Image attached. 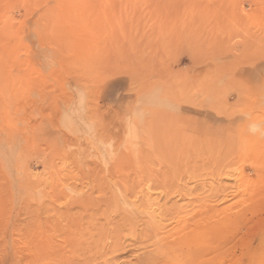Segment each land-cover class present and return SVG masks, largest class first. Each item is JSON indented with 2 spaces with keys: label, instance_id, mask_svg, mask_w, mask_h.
Segmentation results:
<instances>
[{
  "label": "rangeland",
  "instance_id": "obj_1",
  "mask_svg": "<svg viewBox=\"0 0 264 264\" xmlns=\"http://www.w3.org/2000/svg\"><path fill=\"white\" fill-rule=\"evenodd\" d=\"M137 257L264 264V0H0V264Z\"/></svg>",
  "mask_w": 264,
  "mask_h": 264
},
{
  "label": "bare ground",
  "instance_id": "obj_2",
  "mask_svg": "<svg viewBox=\"0 0 264 264\" xmlns=\"http://www.w3.org/2000/svg\"><path fill=\"white\" fill-rule=\"evenodd\" d=\"M152 181V180H151ZM141 193V192H140ZM144 195V194H143ZM124 197V196H123ZM126 197V196H125ZM144 196H142L141 198H143ZM145 200H146V198H144ZM120 200V199H119ZM122 200V199H121ZM147 203V202H146ZM116 204V203H115ZM123 204V203H122ZM88 205V204H87ZM136 205V204H135ZM89 207H90V205H88ZM139 206V205H138ZM137 207V206H136ZM135 210H136V208H135ZM161 211V210H160ZM137 212V211H136ZM158 212V211H157ZM122 213V212H121ZM141 213H143V212H141ZM144 213H145V211H144ZM142 214V215H145L146 214V216H147V214L148 213H145V214ZM172 214H174V213H172L170 210H167V211H165V210H163L162 209V211L158 214H156V213H154L153 212V215L152 214H150L151 216L150 217H148V218H150L149 220H150V222L149 221H147V222H143V221H140V222H142V223H140L139 222V225L140 224H142L143 226H142V228H141V230L138 232V240L137 241H139L141 244H142V246L143 247H145V249L147 248V246H148V244H149V242L151 241L150 239H151V236L152 235H154L155 234V237L156 236H161L162 234H166L167 232H166V230H167V228H168V223H169V221H170V218H171V216H172ZM67 215H68V212H67ZM141 215V216H142ZM67 217V216H66ZM144 217V216H143ZM170 217V218H169ZM68 219H69V216L67 217ZM134 218H135V216H134ZM70 219H71V217H70ZM171 219H173V218H171ZM72 220V219H71ZM120 220H121V218H120ZM125 220V219H124ZM129 220V219H128ZM131 220V224H133L134 222H132V219H130ZM134 220V219H133ZM140 220H142V219H140ZM148 220V219H147ZM74 221V220H73ZM73 221H67V219H66V222L67 223H70V222H73ZM135 221V220H134ZM88 222V221H87ZM112 222V221H111ZM76 223H78V222H76ZM93 224H94V222H92ZM118 223V222H117ZM122 223V222H121ZM124 223V222H123ZM135 223H136V221H135ZM135 223H134V227H135ZM137 223H138V221H137ZM71 224V223H70ZM70 224H67L68 226L70 225ZM82 224V223H81ZM81 224H78L77 225V229H79L80 227H81ZM83 224H85V223H83ZM88 224V223H87ZM91 224V223H90ZM118 224H120V223H118ZM129 224H130V222H129ZM66 225V226H67ZM89 225V224H88ZM88 225H87V227L86 228H88ZM111 225V224H110ZM121 225V224H120ZM127 225H128V223H127ZM145 225V226H144ZM65 226V227H66ZM72 226H73V223H72ZM72 226L70 225L69 226V228H71L70 230H72ZM76 226V225H75ZM74 226V227H75ZM113 226V225H112ZM119 226V225H118ZM146 226L148 227V228H146ZM82 227H84V226H82ZM92 227L95 229V231H93L94 229H92L91 231L90 230H88L87 229V231H89L88 232V234L89 235H87V234H85L86 233V231H81V230H77V229H75V231H74V229L72 230V231H67L66 229V231L65 230H63V234H65L66 235V237H67V239L69 240V244H73V243H75V242H73V243H71L72 241H74V240H72V235L73 234H75V236H77V239H79L80 238V240H81V238H83L84 239V242H80L79 240H78V242L76 243V244H73V248L75 249V253H83V254H81V255H84V254H86V253H88V252H91V251H93V250H95L94 249V246L96 245V243L94 244V240H93V237H96L97 235H100V234H103V229L101 230V229H99V228H97L98 226L97 225H92ZM68 228V227H67ZM132 228V227H131ZM136 228V227H135ZM84 229V228H83ZM111 229V228H110ZM115 229V228H114ZM74 231V232H73ZM115 231V235L116 234H118V229H115L114 230ZM113 231V232H114ZM89 236V237H88ZM71 237V238H70ZM76 239V240H77ZM155 239V238H154ZM72 240V241H71ZM153 240V239H152ZM160 240V239H159ZM154 241V240H153ZM162 241V240H161ZM157 242L159 243L160 241H158L157 240ZM162 243V242H161ZM93 244H94V246H93ZM152 246H153V244H151ZM69 246V245H68ZM160 246V245H159ZM120 247V244L118 243V242H115L113 245H111V246H102L101 247V251L100 252H108L107 251V248H111L110 249V251H113V252H118L117 251V249ZM96 248H98L99 249V247H97V245H96ZM157 248H159V247H157ZM108 249V250H109ZM141 250H142V248H140ZM160 250H161V248H159ZM164 249V248H163ZM109 251V252H110ZM120 251V250H119ZM165 251V250H164ZM163 251V252H164ZM158 252V251H157ZM156 252V253H157ZM74 253V254H75ZM78 254H75V255H78ZM113 254V253H112ZM115 254V253H114ZM160 254V253H159ZM80 255V256H81ZM167 255V254H166ZM165 256V255H164ZM138 258V259H137ZM136 259V264H141V262L142 263H145V261H142L141 260V258L140 257H137ZM167 258V257H166ZM145 260H147V263L149 262V264H153L155 261H156V263L155 264H176L175 263V261L172 259V260H169L171 263H169L167 260H166V262H162L160 259H158V260H155L154 261V258L153 257H147V258H144ZM156 259V258H155ZM167 259H170V257L168 256V258ZM160 260V261H159Z\"/></svg>",
  "mask_w": 264,
  "mask_h": 264
}]
</instances>
